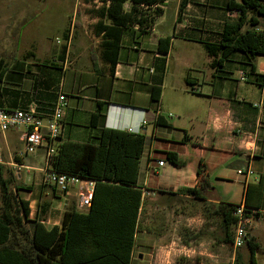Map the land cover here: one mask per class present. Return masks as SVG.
I'll use <instances>...</instances> for the list:
<instances>
[{"label":"crops","instance_id":"1","mask_svg":"<svg viewBox=\"0 0 264 264\" xmlns=\"http://www.w3.org/2000/svg\"><path fill=\"white\" fill-rule=\"evenodd\" d=\"M109 3L73 0L70 18L62 25V36L52 33L57 16L51 13L43 18L44 8L52 9L54 4L36 3L43 29L36 40L27 27V0H0V59L5 66L0 105L34 107L46 122L60 82L59 70L51 64L62 56V70L70 72L72 85L68 93L65 83H60L66 103L57 144L94 139L101 126L146 137L139 159L137 186L142 189V199L132 263L143 258L147 263H172L182 255L189 258L195 254L207 259L213 256L208 241L203 251L198 246L188 247L179 236L178 242H167L163 239V222L156 221L153 226L149 217L163 212L170 199H195L178 190L196 185L200 161L205 164L210 182L201 193V200L239 204L247 197L252 209H264V54L250 58L236 49L219 65H213L215 56L206 51L203 42L219 41L224 22L237 17L227 11L228 0H186L181 8V0H175L166 20L164 0L151 6L137 5L135 21L123 29L117 61L112 66L101 59L105 36L100 23H111L100 13ZM130 6L131 2L126 1L123 8L129 10ZM155 8L160 11L147 25L145 18ZM250 16L256 23H245L241 30L264 31V14L250 12ZM165 37H169V48L163 53L157 45L159 38ZM28 40L29 48H21ZM176 40L178 47L174 48ZM28 56L34 59L31 64L27 62ZM252 64L255 71L249 73ZM171 65L175 71L169 72ZM242 72L244 79L240 78ZM257 75L262 77L261 83L256 81ZM79 77L81 81L77 82ZM155 84H159V93L153 106L151 94ZM97 102H104V118L93 126L91 114ZM12 129L0 135V143L7 152L8 132ZM167 152L175 153L177 160L166 159ZM157 159H164V164L158 166ZM9 162L6 161L7 165L24 166ZM238 169H243V174L237 173ZM49 187L59 197L55 193L59 191ZM65 195L72 202L63 213L86 210L74 206V191ZM144 215L146 220L142 219ZM257 233L258 229L247 235L256 242Z\"/></svg>","mask_w":264,"mask_h":264},{"label":"trees","instance_id":"2","mask_svg":"<svg viewBox=\"0 0 264 264\" xmlns=\"http://www.w3.org/2000/svg\"><path fill=\"white\" fill-rule=\"evenodd\" d=\"M109 1V5L102 8L100 13L111 23L108 26L100 23L105 36L101 42V59L113 66L117 61L123 29L135 21L137 5L151 6L164 0ZM126 1L131 2L129 10L123 8ZM185 1L181 0L180 8ZM226 8L230 13L236 11L237 17L224 22L219 41L203 42L206 51L215 56L213 65H219L236 49L250 58L264 54V31L241 30L245 23L251 26L256 23L253 16L249 17L250 12L264 14L262 0H228ZM159 11V8H155L153 14L145 18L147 25L152 23L154 14ZM168 48L169 37L159 38L157 50L165 53ZM63 59L60 56L51 65L62 70ZM254 71L252 64L249 73ZM4 76L5 66L0 59V83ZM256 81L261 83L262 77L257 75ZM158 91L159 84L152 85L153 106L158 101ZM103 106L104 102H97L91 114L93 126L103 120ZM159 119L158 116L157 121ZM145 143L146 137L142 133L101 126L94 139L57 144L51 167L59 172L93 179L94 188L90 206L85 211H65L60 223L50 227L39 215L45 205L37 204L38 210L32 213L29 200L19 196L20 189H30V186H15L12 192L9 185L11 180L3 178L0 164V264H132L142 199L137 177ZM15 159L20 158L15 156ZM166 159L175 161L177 155L167 152ZM196 173V185L180 188L178 192L201 197V193L210 186L202 161L198 163ZM248 188L246 186V190ZM243 204L247 214L252 209L247 197ZM204 205L205 216L216 219V227L209 237L224 245H232V227L237 220L234 211L239 204L219 201ZM195 235L202 236L198 232ZM243 245L248 252L247 261H243L241 253L236 252V264H257L255 252L259 248L258 243L247 235Z\"/></svg>","mask_w":264,"mask_h":264},{"label":"rangeland","instance_id":"3","mask_svg":"<svg viewBox=\"0 0 264 264\" xmlns=\"http://www.w3.org/2000/svg\"><path fill=\"white\" fill-rule=\"evenodd\" d=\"M42 1L43 3L52 2L54 4L52 9H50V7H48L47 9L44 8L43 18L47 19V17H49L51 13L53 17L57 16V18L55 17L56 21H53V26H51L53 27L52 33L62 36V25L63 23L66 24L68 22V19L70 18L69 15L71 13L73 0ZM42 1L27 0V27L31 31V37L35 38L36 40L39 37V34L43 32L42 18L38 14V8H36V3L39 4ZM174 1L175 0H167L164 20H166L170 16ZM56 23H58V26H56ZM29 45L30 44L28 40L22 44L21 48H29ZM33 47L36 48L35 43L33 44ZM176 47H178V40H176L174 44V48ZM27 60V62L30 63V61H33L34 59L28 56ZM172 70L175 71L171 65L169 72H172ZM59 73L60 74L58 77V82H60L59 84H57L59 85V88L56 86L55 89L62 91L60 85L64 82L66 91L70 93L72 85V80L70 79V72L66 70H59ZM28 77L31 79L33 78L31 74H28ZM78 81H81L80 77L77 78V82ZM64 95L66 98L65 93ZM53 103L54 101L51 105V111L53 109ZM64 108L65 106L63 107V110ZM22 131V128H13L12 130H9L7 138V148L9 154L7 151H4V144L0 143V149L3 153V162H5L2 164L3 178H9L11 180L9 185L12 192L15 190V186H19L22 188H27V186H30V189L19 190V195L23 199L30 200L32 213L38 208L37 204H43L45 205V209L43 212H40L39 215L41 216V218H43L44 223L47 226H50L53 221L59 223L62 218L63 211L71 207V205L69 204L72 201L68 199V196H66L65 193L55 192L59 195V197H57L56 195H54L51 187L42 184V171L39 168L43 165L45 150L43 148H39L33 153L24 154V142L20 139V134ZM18 153H21L22 155L21 157H19V160H16L15 156ZM7 160H10L11 162H15L17 164L21 163L24 166H17L13 164L7 165ZM76 189V187L70 188V190L74 191V195L72 197L74 206H78V196L76 194ZM205 203H207V201L201 200V197H195V199H170L167 202V205L163 212H157L155 213L154 218L149 217V219L152 220L153 226V223L156 221L163 222V227H165V234L163 239L167 242H178L179 239L177 236H179L180 240H182L183 243L186 244L188 247L198 246V250L203 251V248L207 247L206 242L208 241V247L211 251V255L213 256H208V258L206 259V257H203V255L195 254L189 258L185 257V255H182L179 260H172V263H162L160 261L155 262L154 260L147 263V260L143 258V260H135L132 264H236V252H240L242 255V260L247 261L248 252L244 245L239 248H235L233 247V245H224L222 243L220 244L219 242H217V240L209 237V234L213 232L216 227V219L213 217L205 216V214L203 213ZM39 209H41V206L39 207ZM145 218L146 216L144 215L142 219L146 220ZM155 224L156 226H158L157 223ZM256 229L260 231V233L254 235L255 241L259 245V249L257 250V262L258 264H264L263 222L256 220L252 221L250 224L247 225V234H252ZM197 232L198 234H202V236L196 237L195 234Z\"/></svg>","mask_w":264,"mask_h":264},{"label":"built area","instance_id":"4","mask_svg":"<svg viewBox=\"0 0 264 264\" xmlns=\"http://www.w3.org/2000/svg\"><path fill=\"white\" fill-rule=\"evenodd\" d=\"M232 13L236 14V11ZM240 74V78L244 79L245 73L242 72ZM65 99L63 91L58 90L53 103V109L46 122H44L43 117L34 107L6 108L0 105V135L11 128H22L23 131L20 134V139L24 142V154L33 153L39 148L45 150L43 165L40 167L42 171V184L53 186L57 191L62 193H67L70 188L76 187L78 207L80 209H87L93 196L94 180L59 172L51 167V159L56 151L60 135L61 116L63 107L65 106ZM21 155V153L16 154L18 157H21ZM155 161L158 166L164 164V159H157ZM1 163H3V154L0 149ZM246 171L251 173V170L248 168ZM243 172V169L237 170L239 174H243ZM143 193L145 195L147 193L146 190ZM244 209V204L239 203L234 211L237 220L233 225L232 245L235 248L244 244L248 224L254 220L264 222V209H249L247 214Z\"/></svg>","mask_w":264,"mask_h":264}]
</instances>
